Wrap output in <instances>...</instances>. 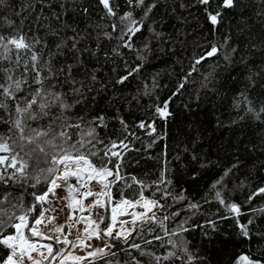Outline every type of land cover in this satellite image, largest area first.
Wrapping results in <instances>:
<instances>
[{"label": "snow or ice", "instance_id": "obj_1", "mask_svg": "<svg viewBox=\"0 0 264 264\" xmlns=\"http://www.w3.org/2000/svg\"><path fill=\"white\" fill-rule=\"evenodd\" d=\"M158 2L152 0L146 4L145 0H127L132 10L118 15L116 0H100L106 10L104 15L111 21L112 31H107L109 25H95V50L86 43L81 48L85 37L67 23L61 28L62 31L71 27L73 36L67 38L47 26L49 34L57 37L52 45L35 34L29 37L23 31V21L27 18L23 14L35 11V3L41 4V13L44 7L51 8V3H45V0H21L19 10L13 9L15 15L21 18L19 27H15V22L6 17L0 18L7 28L12 29L10 34L0 31V125L5 129L0 132V186L10 189L0 194V264H176L177 261L194 264V261H203L204 258L193 256L184 233L205 226L214 231L217 228L216 220L208 219L203 225H189L190 216L176 220L180 210L171 212L169 209L187 197L175 196L167 188L160 187L161 184L171 185V181L165 179L166 167L161 171L159 180L151 184L122 174L124 156L132 151L130 144L140 139L134 131H129L122 118L119 119L125 133L123 139L108 138V143H105V138L97 131L108 127L105 117L96 114L86 120L83 116L72 115L73 109L88 99L87 93L92 92L98 82L97 69L91 70L87 84L76 79L74 70L77 75L80 70L88 72L81 59L82 52L96 56L102 39L115 40L113 55L120 57L121 48L129 49L136 53V59L140 61L134 65L125 61L127 74L119 77L115 83L123 84L129 77L138 75L147 62L145 53L150 54L152 49L147 40L142 48H138L133 37L144 28L145 21ZM209 2L198 0L203 5ZM241 2L222 0L221 8L240 7ZM60 7L63 10L61 13L52 12V17L57 20L67 12L63 0ZM12 8L10 0H0V10ZM136 9H143V15L137 17L134 14ZM83 11L86 14L88 10L84 8ZM208 16L213 25L221 22L219 10L215 14L209 12ZM39 19L38 15L37 23ZM149 30L155 37H160L161 33L151 28ZM228 39L221 47L227 45ZM69 40L71 47L68 46ZM65 49L73 54L74 63L57 67L55 61L57 57L65 55ZM219 51L213 44L195 58L191 71H198L196 65L215 57ZM231 51L234 53L236 49L232 48ZM104 56L109 57V54L105 52ZM224 59L230 62L227 54ZM187 80L188 76H185L173 96L184 88ZM64 85L69 86L67 91ZM156 86L154 83L153 88ZM104 87L101 84L100 90ZM144 94L151 95L147 90ZM244 99L249 105L247 112L260 120L264 106L257 111L251 107L252 102L246 96ZM91 102H95V96ZM168 103L165 101L162 106L155 105L154 116L166 120L170 115ZM154 125L155 120L151 123L141 121L137 126L147 129L146 134L151 136L156 132ZM129 136L133 137L132 141L128 140ZM157 138L154 137L153 143ZM231 171V168L226 169L224 176ZM223 178L213 183L212 188L216 189ZM118 183L121 186L117 188V198L113 196L112 188ZM132 184L138 185V192L125 197L124 192L132 188ZM153 185L155 190L150 196H145V191ZM13 191L20 192V195L13 196ZM156 192H160L159 198H156ZM24 194L32 197L27 206L23 201ZM169 197L171 203L168 202ZM256 197L264 198V185L252 189L245 203L250 204ZM214 199L225 205L220 190L215 191ZM225 206L237 219L242 237L251 240L249 225L254 222V217L241 224L238 218L247 215L241 212V206L234 202ZM200 207L193 202L185 205L193 214ZM251 211L259 215L264 209ZM170 220L175 222L171 228L168 224ZM204 235L207 237L208 232ZM257 235L264 238V232ZM157 241L158 245L155 243ZM149 245L152 247H147ZM156 248H164L165 252L158 254L154 250ZM251 256V251L240 255L238 264H264V248L258 251L256 259Z\"/></svg>", "mask_w": 264, "mask_h": 264}, {"label": "trees", "instance_id": "obj_2", "mask_svg": "<svg viewBox=\"0 0 264 264\" xmlns=\"http://www.w3.org/2000/svg\"><path fill=\"white\" fill-rule=\"evenodd\" d=\"M10 2L13 8L0 10V18L6 17L15 22V27H19L21 18L15 15L13 9L19 10L21 0ZM63 2L67 12L59 20L52 17V12L63 11L61 0H45V3H51V8L44 7L42 13L41 4L35 3V11L23 14L27 17L23 21V31L29 37L35 34L52 45L57 37L49 34L47 26L56 29L65 38L73 36L71 27H75L85 37L80 47L83 48L86 43L95 50V25H109L107 31H112L111 21L104 15L106 10L100 0ZM145 2L151 3L152 0ZM116 3L119 6L118 15L132 10L127 0H116ZM221 4L222 0H210L208 5L200 4L198 0H159L145 21L144 28L133 37L138 48H142L146 40L149 41L152 51L145 53L147 62L140 73L129 77L123 84H116L115 81L127 74L125 61L129 65L140 61L136 59V53L129 49L121 48L120 57L113 55L115 40L102 39L96 56L82 52L81 59L88 69L87 73L80 70L77 75L74 70L76 79L87 84L91 70L97 69L98 82L93 91L87 93L88 99L73 109L72 115L83 116L86 120L96 114L105 117L108 127L97 129L105 138V143H108V138L123 139L125 133L119 118L127 123L129 131H134L140 137L130 144L132 151L124 156L122 174L151 184L159 180L161 171L166 167L165 179L170 180L171 185L161 184L160 187L167 188L175 196L187 197L169 209L171 212L180 210L176 220L190 216L189 225H203L208 219L216 220L217 228L214 231L205 226L184 233L193 256L204 258L202 262L194 261V264H238L240 255L251 251V258L256 259L258 251L264 248V238L257 235L264 232V212L257 215L251 211L264 209V198L256 197L250 204L245 203L252 189L264 185V114L257 120L253 113L247 112L249 105L244 99L246 96L252 102L251 107L257 111L264 106V15L260 14L264 13V0H242L240 7L233 9L221 8ZM84 8L88 10L86 14ZM218 10L222 19L213 25L208 13L215 14ZM134 14L142 16L143 9H136ZM38 15L40 19L37 23ZM65 23L71 27L61 31ZM150 28L161 33L160 37H155ZM0 31L5 34L12 32L3 19H0ZM226 38H229L227 45L221 47ZM213 44L220 49L217 55L196 65L198 71H191L195 58ZM68 46L71 47L70 40ZM232 48L236 49L234 53ZM105 52L109 57L104 56ZM225 54L230 56V62L224 59ZM55 63L57 67L74 63L73 54L65 49V55L57 57ZM185 76H188V80L184 88L173 96ZM154 83L157 85L155 88ZM101 84L105 85L102 90ZM63 88L67 91L69 86L64 85ZM146 90L151 95H145ZM93 96L94 103L91 102ZM165 101H169L170 112L166 120L154 116V106H162ZM153 120L156 132L151 136L146 134L147 129L137 126L141 121L151 123ZM3 131L5 129L0 125V132ZM154 137H158L155 143ZM128 140L132 141L133 137L129 136ZM234 164L235 168L232 167ZM229 168L232 171L224 176ZM222 176L223 182L213 189V183ZM120 186L118 183L112 188L114 197L118 198L117 188ZM138 190V185L132 184L124 195L131 197ZM154 190L155 185L145 191V196H150ZM216 190L221 191L225 205L237 203L241 206V212L247 213L238 218L239 223L245 224L254 217V222L249 225L251 240L242 237L237 219L233 218L225 205L214 199ZM8 191L9 188L0 186V194ZM12 194L19 196L20 192L13 191ZM155 195L159 198L160 192ZM31 200V196L24 194L25 206ZM168 202H172L171 197ZM189 202L201 205L195 214L185 208ZM174 223L170 220L169 228ZM205 232H208L207 237ZM155 243L159 244L158 241ZM154 250L158 254L165 252L164 248ZM176 264L181 262L177 261Z\"/></svg>", "mask_w": 264, "mask_h": 264}, {"label": "bare ground", "instance_id": "obj_3", "mask_svg": "<svg viewBox=\"0 0 264 264\" xmlns=\"http://www.w3.org/2000/svg\"><path fill=\"white\" fill-rule=\"evenodd\" d=\"M75 181L73 180V183H74ZM59 191V190H58ZM121 219H128V217H122Z\"/></svg>", "mask_w": 264, "mask_h": 264}, {"label": "built area", "instance_id": "obj_4", "mask_svg": "<svg viewBox=\"0 0 264 264\" xmlns=\"http://www.w3.org/2000/svg\"><path fill=\"white\" fill-rule=\"evenodd\" d=\"M93 183H95V182L93 181ZM85 203H87V201H85Z\"/></svg>", "mask_w": 264, "mask_h": 264}, {"label": "rangeland", "instance_id": "obj_5", "mask_svg": "<svg viewBox=\"0 0 264 264\" xmlns=\"http://www.w3.org/2000/svg\"><path fill=\"white\" fill-rule=\"evenodd\" d=\"M95 182V181H94Z\"/></svg>", "mask_w": 264, "mask_h": 264}]
</instances>
